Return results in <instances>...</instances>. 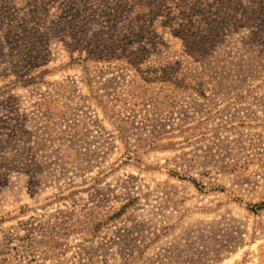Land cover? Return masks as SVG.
<instances>
[{
  "label": "rangeland",
  "instance_id": "obj_1",
  "mask_svg": "<svg viewBox=\"0 0 264 264\" xmlns=\"http://www.w3.org/2000/svg\"><path fill=\"white\" fill-rule=\"evenodd\" d=\"M0 264H264V0H0Z\"/></svg>",
  "mask_w": 264,
  "mask_h": 264
},
{
  "label": "trees",
  "instance_id": "obj_2",
  "mask_svg": "<svg viewBox=\"0 0 264 264\" xmlns=\"http://www.w3.org/2000/svg\"><path fill=\"white\" fill-rule=\"evenodd\" d=\"M188 180H189L194 186L197 185V182H196L194 179H192V178H188ZM117 215H118V214H117Z\"/></svg>",
  "mask_w": 264,
  "mask_h": 264
}]
</instances>
